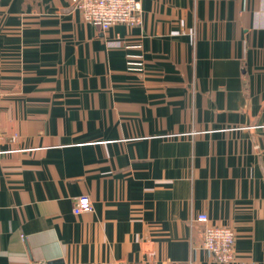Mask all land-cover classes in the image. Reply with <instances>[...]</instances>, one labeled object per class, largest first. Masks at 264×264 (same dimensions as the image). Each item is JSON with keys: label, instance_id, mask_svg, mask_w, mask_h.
<instances>
[{"label": "crops", "instance_id": "0c3cea01", "mask_svg": "<svg viewBox=\"0 0 264 264\" xmlns=\"http://www.w3.org/2000/svg\"><path fill=\"white\" fill-rule=\"evenodd\" d=\"M141 12L104 33L0 0V264H224L199 213L236 232L227 264H264V0Z\"/></svg>", "mask_w": 264, "mask_h": 264}, {"label": "built area", "instance_id": "2783aa9c", "mask_svg": "<svg viewBox=\"0 0 264 264\" xmlns=\"http://www.w3.org/2000/svg\"><path fill=\"white\" fill-rule=\"evenodd\" d=\"M74 11H78L83 21L87 24L96 25L102 32L109 31L113 26L125 25L129 28L138 27L142 24L141 0H71ZM115 47L126 50L129 46L124 42L117 41ZM136 62L143 63L141 53L132 58ZM4 136L0 132V155L12 151L1 148ZM93 211L92 201L88 196H80L76 199L73 207L75 215ZM192 223L203 226V241L200 249L203 253L219 263H231L235 258L236 232L227 226H215L210 223L206 213L197 214ZM30 264H45L32 262ZM154 264H168L159 262Z\"/></svg>", "mask_w": 264, "mask_h": 264}]
</instances>
